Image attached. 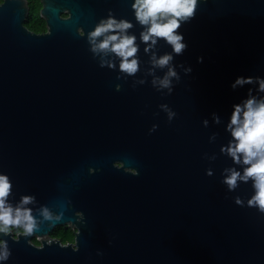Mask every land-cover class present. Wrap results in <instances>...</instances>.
Wrapping results in <instances>:
<instances>
[{
  "label": "water",
  "instance_id": "95a60500",
  "mask_svg": "<svg viewBox=\"0 0 264 264\" xmlns=\"http://www.w3.org/2000/svg\"><path fill=\"white\" fill-rule=\"evenodd\" d=\"M41 3L47 29L35 32L28 0L0 2V174L12 185L7 204L37 224L31 235L0 232L10 252L0 264H264L252 179L223 183L225 169L247 165L221 151L234 142V106L264 99V0H197L178 29L181 55L162 38L144 51L134 0ZM109 15L132 24L134 75L115 53L91 50L89 33ZM153 53L173 59L160 68ZM169 67L179 77L171 93L153 84ZM58 226L74 241L53 237Z\"/></svg>",
  "mask_w": 264,
  "mask_h": 264
},
{
  "label": "clouds",
  "instance_id": "9594fccd",
  "mask_svg": "<svg viewBox=\"0 0 264 264\" xmlns=\"http://www.w3.org/2000/svg\"><path fill=\"white\" fill-rule=\"evenodd\" d=\"M131 7L135 10V18L141 24L145 25L146 30L141 32V40L147 44L144 51L147 53L155 46L157 38L164 39L175 54L181 55L187 45L183 43V35L178 32L181 27V21H187L194 17L197 7V0H134ZM132 24L127 20H117L109 15L106 20L95 27L94 31L89 33V42L93 53L111 51L120 58L119 69L121 72L134 75L139 70V62L135 58L138 52L136 45V37L128 35L126 30L131 28ZM112 33L104 35L106 33ZM104 38L100 42H96V38L100 36ZM151 41V43H148ZM173 59L171 54H165L158 59L155 53L152 55V64L163 68L169 65ZM202 60V58H199ZM104 61H101V67ZM108 67L115 68V65L108 62ZM185 71H191L190 68ZM176 77L179 79L174 68L169 67L163 78L154 79L153 84H159L160 88H167L171 93V79ZM259 80V90L264 91V79ZM143 82V81H141ZM253 77H237L232 85L252 83ZM168 111L169 120L175 115L167 108V105H161ZM219 122L218 117H214ZM207 124V121L204 122ZM156 127L155 125L153 126ZM234 142L221 148L222 152H227L236 164L241 162L247 165L243 169V175L235 168L225 169L230 175L224 178L223 183L228 189L234 190L238 185L237 181L247 182L249 179L253 181L255 194L247 201L249 207H256L261 213H264V99L257 101L255 97L249 96L243 107L240 104L234 106L231 115V121L228 125ZM211 175V171L208 172ZM11 182L7 175L0 174V232L7 234L11 228H23L25 235H31L37 227L36 221L31 214V210L17 206L13 208L7 204V198L11 193ZM33 197L23 196L20 204L25 205L31 203ZM237 204H242L239 197L236 198ZM45 219H50V214L45 208L43 210ZM0 260H7L10 256L7 244L0 241Z\"/></svg>",
  "mask_w": 264,
  "mask_h": 264
},
{
  "label": "trees",
  "instance_id": "16d2710c",
  "mask_svg": "<svg viewBox=\"0 0 264 264\" xmlns=\"http://www.w3.org/2000/svg\"><path fill=\"white\" fill-rule=\"evenodd\" d=\"M3 0H0V2ZM30 6V13L25 22L26 26L35 32H42L47 29L46 21L41 16L40 10L42 8L41 0H28ZM19 229H22L20 227ZM56 231L57 235L62 237L63 242H73L75 238V231L71 227H61Z\"/></svg>",
  "mask_w": 264,
  "mask_h": 264
},
{
  "label": "flooded vegetation",
  "instance_id": "af4514ba",
  "mask_svg": "<svg viewBox=\"0 0 264 264\" xmlns=\"http://www.w3.org/2000/svg\"><path fill=\"white\" fill-rule=\"evenodd\" d=\"M61 227H68V226H58V227L54 230V232L52 233V236H53V237L62 239V237H61L60 235H57V234H56V233H58V231H56V230H57L58 228H61ZM18 232H23V228H22V229H19V228L15 229V233H18ZM34 241L37 242V239H34Z\"/></svg>",
  "mask_w": 264,
  "mask_h": 264
},
{
  "label": "rangeland",
  "instance_id": "374dc122",
  "mask_svg": "<svg viewBox=\"0 0 264 264\" xmlns=\"http://www.w3.org/2000/svg\"><path fill=\"white\" fill-rule=\"evenodd\" d=\"M34 239H36V238H34ZM37 243H39L38 240H37Z\"/></svg>",
  "mask_w": 264,
  "mask_h": 264
}]
</instances>
